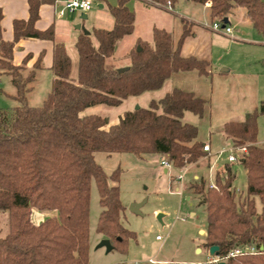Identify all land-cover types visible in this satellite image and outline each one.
I'll use <instances>...</instances> for the list:
<instances>
[{
	"label": "trees",
	"instance_id": "16d2710c",
	"mask_svg": "<svg viewBox=\"0 0 264 264\" xmlns=\"http://www.w3.org/2000/svg\"><path fill=\"white\" fill-rule=\"evenodd\" d=\"M53 1L30 0V17L15 20L13 41L2 37L0 7V70L11 76L18 102L0 109V209L9 215V231L0 235V264H89L92 180L101 206L96 231L109 238L114 248L127 250L136 233L122 223L125 206L118 184L120 169L108 174L96 161V152L159 153L178 168L207 153L205 141L198 139V126L183 121L186 112L202 116L209 105L208 99L193 91L174 87L162 98L151 99L148 107L126 110L115 123L100 114L85 113L91 106L119 105L129 96L159 89L177 72L211 73L209 60L181 53L192 32V24L186 20L178 40L165 28L154 27L151 42L138 39L130 50L128 67H109L106 59L114 54L117 42L135 27L136 14L128 6L129 0L109 6L114 17L112 29L95 27L92 35L78 36L76 79L71 78L72 60L65 45L55 43L51 90L42 105H30L27 94L36 72L13 64L14 45L25 37L54 39L53 27L43 31L35 27L40 5ZM152 1L145 3L170 2L174 6L178 2ZM192 1L211 2L213 20H223L235 8H244L254 27L264 33V0ZM262 114L264 100L242 121H228L223 126L229 139L247 146L239 161L247 175L243 198L237 200L231 166L226 167V178L216 175V187H205L204 179L190 185L193 193L201 195L199 204L205 205L204 246L208 250L219 247L214 257L237 247L256 249L230 256L225 264H264V146L257 140ZM34 208L55 210L56 214L35 224L31 219ZM167 264L215 263L208 259Z\"/></svg>",
	"mask_w": 264,
	"mask_h": 264
},
{
	"label": "rangeland",
	"instance_id": "374dc122",
	"mask_svg": "<svg viewBox=\"0 0 264 264\" xmlns=\"http://www.w3.org/2000/svg\"><path fill=\"white\" fill-rule=\"evenodd\" d=\"M141 1L145 3L144 0ZM98 6V2L93 0L91 9L95 10ZM91 9L90 11H92ZM174 10L176 14L193 19L196 22L203 24L212 22L203 5L192 0H179ZM136 12L138 20L141 22L138 27L140 25L146 26L148 19L156 17L154 13ZM170 12L173 13L172 10ZM176 19L180 20L178 17ZM162 20L165 21L164 17ZM186 21L190 23V20L186 19ZM228 25L232 26L235 32H241L242 37L245 35L242 33L245 26L240 18H232ZM210 33L217 34L220 41L219 49L216 52L217 63L215 62L214 68L217 70L223 68L224 66H222L223 64L220 65V62L235 63L229 62L237 54L235 52L237 45L230 43L235 39L214 30H210ZM173 37L175 40L179 39V30L173 31ZM129 47L127 39L119 43L115 52L118 62L117 64L109 62L108 65H114L116 68L124 65V67H128L130 65ZM248 48L256 49L258 47ZM74 57L73 63L76 67H74L71 74L72 79L77 77V52ZM261 62L259 61L256 65L253 64L250 70L260 68ZM186 74L189 75L190 73ZM177 78L166 80L159 89L146 91L137 96H129L119 105L99 104L87 108L85 113H97L107 117L110 122L117 121L126 110L136 106L148 107L151 99L162 98L167 91L171 90L173 85H177ZM225 79L216 83L212 95L207 92L206 95L212 97V101L207 105L202 116L186 112L183 117V121L198 126V139L210 141L212 146L217 147L219 150L226 148L224 143L226 137L223 131L225 122L241 120L247 110H252L256 106L259 107L261 101L264 100V84L261 83V78L251 80L242 78L235 84H231V79L228 76ZM249 82L252 84L251 88L253 90L251 92L248 89ZM197 83H202L203 87L208 89L213 85L209 75H204L200 80L194 82V84ZM220 85H222V89L217 87ZM42 87H37L33 94L29 96L31 105H42L52 86L49 89L47 88L48 90H43ZM13 103H15L13 99L0 91V108H11L15 105ZM257 140L258 143L264 146V114L258 117ZM227 155V152L220 155L213 152L210 157L202 156L198 161L190 163L186 167L178 168L172 164L162 163V161L168 160L165 155L159 153L140 156L131 152H96V161L104 167L108 174H111L117 168L120 169L118 184L121 199L125 206L121 219L127 228L136 233V236L129 240L126 251L120 247L113 248L110 251L105 246L99 247L103 236L96 231V225L101 206L96 183L92 180L89 213V264H161L164 262L167 264L168 261L194 263L207 261L208 259L212 260L214 256L204 246L206 231H199L200 228L205 229L207 226L206 208L205 205L199 204L201 195L198 196L193 193L190 185L195 181L204 179L205 187H207L215 181L217 174L222 178H226V167L231 166V174L236 175L233 187L236 190L237 200L243 198L247 187L245 168L239 163H228ZM143 200L146 201L140 207L139 213L131 210L132 203ZM257 207L258 209L261 207L259 199H257ZM34 213H42L48 217L56 214V211H42L34 208ZM8 231V211L0 209V235L4 236ZM151 259L153 262L150 261Z\"/></svg>",
	"mask_w": 264,
	"mask_h": 264
},
{
	"label": "crops",
	"instance_id": "0c3cea01",
	"mask_svg": "<svg viewBox=\"0 0 264 264\" xmlns=\"http://www.w3.org/2000/svg\"><path fill=\"white\" fill-rule=\"evenodd\" d=\"M96 1L98 2L99 6L95 10H69L64 15H59L58 13V9L62 6L63 0H55L53 2L42 3L39 8V18L35 22V27L38 30L42 31L53 27L54 39L52 40L47 38L25 37L19 39L15 43L12 58L13 64L23 65L25 66L26 70H35L36 72V78L31 83L32 89L27 94V100L29 104V96L33 94L37 87L43 86V90H48L52 86V81L54 78L52 64L54 61V46L56 42H62L65 45L66 51L72 60V74L74 67H76L74 66L73 58H75L74 54L76 56L77 52L76 41L78 39V36L82 33L92 35L93 28L95 27L106 29L113 28L114 17L110 12L109 6L116 5L117 0ZM176 4L174 5V7L176 6ZM202 5L203 8L207 10V15L209 16L210 20L214 21L210 16V3L206 2ZM128 6L135 12V14L137 13L136 11H138L139 13H154L156 15L155 18L147 20L146 26L140 25V27H138L141 22L140 20H138V14H136L135 27L133 32L124 36L116 44L117 47L119 43H121L122 41H126L127 39V43H129L130 45L129 52L135 46L138 39H144L151 42L153 38L154 27L165 28L166 30L170 31L172 35L174 30H179L181 35L183 31V20H190L189 22L190 24H192V32L186 37L181 48V53L184 56L194 55L199 58L209 60L211 63V73L209 74V76L211 78V84L213 85L210 86V89H208L207 87H203L202 83L194 84V82L200 80V78L204 75L200 74L197 70H188L174 73L167 79L174 80L178 77L177 85H173L172 88L179 87L188 91H193L196 95L208 99L210 104L212 101V97H208V95H206L207 92H210V94L212 95L216 83L226 80L225 78L227 76L231 79V84H235L242 78H248L250 80L253 78H261V83L264 84V46H259L264 45V33L259 32L254 27L252 22L247 17L244 8H235L234 11L227 16V18L229 19V22L227 24H230V20H232V18H240L245 26V28L242 30V33H244L245 35L242 37L241 32L235 31H233V34L221 33L227 35L228 37H231L232 39H235L230 43L237 45V49L235 50L237 54L234 55V58L230 59L229 61L235 63L220 62V65L223 64L222 66L224 67L217 70L214 68V65L217 63L216 52L219 49L220 41L217 34L210 33L211 29L208 27V25H206L209 23L203 24L201 22H196L193 19H189L185 16L176 14L175 10H173L172 13L157 6L148 5L141 0H129ZM0 7L2 8L3 12V17L1 20L2 37L6 41H13L15 36V20H28V18L30 17V0H0ZM161 17H164L165 21L162 20ZM173 17L175 18L173 19ZM176 17L180 18V20H177ZM85 30L88 31V33H86ZM93 39L95 44L98 45L97 40L95 38ZM248 47L258 48L252 49ZM115 52L112 56L106 59L107 65L109 62H111L112 64H117L118 59L115 57ZM259 61H262V65L260 66V68H254L256 70H250L253 67L252 65H256V63H258ZM38 63L41 64V67H37ZM124 66L120 67V69L124 68ZM109 67H114V65ZM186 73L190 74L188 75ZM251 86L252 84L251 82H249L248 89L250 92L253 90ZM217 87L222 89V85ZM0 91L2 94H5L13 99L15 102L13 104L17 105L18 102L14 98V95L16 94V87L12 82L11 76L3 73L2 70H0ZM255 108H257V106ZM252 110H247L241 120L229 121H242L245 118L246 113ZM117 121H114L112 123H115ZM225 137V144L231 141V139H229L226 134ZM205 143H208L211 146V151L207 152V155L205 156L210 157L213 152L219 151L217 147L214 148L212 146L210 141H205ZM45 218V214L34 213L33 209L31 219L35 224L40 223ZM199 231L205 232V229L200 228ZM157 237L159 238V236ZM161 264H165V262Z\"/></svg>",
	"mask_w": 264,
	"mask_h": 264
},
{
	"label": "built area",
	"instance_id": "2783aa9c",
	"mask_svg": "<svg viewBox=\"0 0 264 264\" xmlns=\"http://www.w3.org/2000/svg\"><path fill=\"white\" fill-rule=\"evenodd\" d=\"M145 2H149V3H154L152 0H144ZM157 7H162L167 11H173L174 10V6H172L170 4V2H167L166 4H162V3H155ZM93 5V0H63V4L62 6L58 9V13L59 15H64L67 11L69 10H82V11H89L92 8ZM208 25V27L211 30L217 31V32H221L224 34H233V27L228 25V24H224L223 20L220 19H215L214 21H212ZM204 151L206 152H210L211 151V146L210 144L206 143L203 147ZM247 150V146L244 144H239L235 141H229L226 143V148L224 150H219L216 153L218 155L227 152V162L228 163H239L240 158L242 157V155L246 152ZM162 163H165L167 165H170V163L168 161H162ZM180 177V176H179ZM209 187H216V183L211 182L209 184ZM256 251L255 248H234L233 250H231L227 255L224 256H215L213 257L212 260H210L211 262L215 263V264H220L221 262L225 261L227 258H229L230 256L236 255V254H242L245 252H254ZM151 262H153V260H150Z\"/></svg>",
	"mask_w": 264,
	"mask_h": 264
},
{
	"label": "water",
	"instance_id": "95a60500",
	"mask_svg": "<svg viewBox=\"0 0 264 264\" xmlns=\"http://www.w3.org/2000/svg\"><path fill=\"white\" fill-rule=\"evenodd\" d=\"M224 24H227L229 22V19L227 17H225L223 19ZM86 33H88V31L85 30ZM137 108L139 106H136ZM146 200H143L141 202H134L131 204L130 208L131 210H133L134 212L139 213L140 212V207L145 203ZM105 246L107 248L108 251H110L111 249L114 248V245L112 244L111 240L109 238H102L100 243H99V247H103ZM219 249L218 246L214 245L210 248V253L213 255L215 254V252ZM200 251V248L198 249ZM221 264H225V262H221Z\"/></svg>",
	"mask_w": 264,
	"mask_h": 264
}]
</instances>
